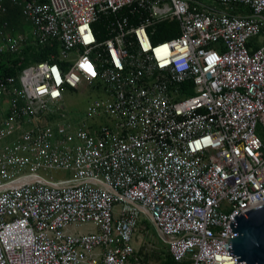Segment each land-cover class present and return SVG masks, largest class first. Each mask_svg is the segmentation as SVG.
I'll return each mask as SVG.
<instances>
[{"label":"built area","instance_id":"2783aa9c","mask_svg":"<svg viewBox=\"0 0 264 264\" xmlns=\"http://www.w3.org/2000/svg\"><path fill=\"white\" fill-rule=\"evenodd\" d=\"M7 2L30 28L2 23L0 55L55 53L0 77V264H149L144 221L178 264H236L230 223L264 205V0Z\"/></svg>","mask_w":264,"mask_h":264},{"label":"water","instance_id":"95a60500","mask_svg":"<svg viewBox=\"0 0 264 264\" xmlns=\"http://www.w3.org/2000/svg\"><path fill=\"white\" fill-rule=\"evenodd\" d=\"M229 234H234L229 246L236 264H264V205L235 216Z\"/></svg>","mask_w":264,"mask_h":264},{"label":"rangeland","instance_id":"374dc122","mask_svg":"<svg viewBox=\"0 0 264 264\" xmlns=\"http://www.w3.org/2000/svg\"><path fill=\"white\" fill-rule=\"evenodd\" d=\"M20 27L26 28L27 26H24L20 23ZM94 97H96V95H94V91L89 87H84L77 92L68 91L64 96V105L72 115H78L84 112ZM256 134L264 143V131L260 127L257 128ZM48 176H51L55 179H61L64 176L66 177V174L61 172H51L48 173ZM89 230H92V227L86 226L79 228V231L82 233H85ZM135 244L136 247H138L141 256L146 261H148L149 264H159L154 255L156 256L161 251H166L167 249L166 246L161 242V239L152 224L146 221H144L138 228L135 236ZM145 256H149L150 258L147 260Z\"/></svg>","mask_w":264,"mask_h":264},{"label":"trees","instance_id":"16d2710c","mask_svg":"<svg viewBox=\"0 0 264 264\" xmlns=\"http://www.w3.org/2000/svg\"><path fill=\"white\" fill-rule=\"evenodd\" d=\"M1 19V17H0ZM160 29V33L162 35L157 38L155 41L162 42L164 40L170 39L172 36L176 35L177 33V24L176 23H169L164 22L158 25ZM173 34V35H172ZM54 49L49 48H35L33 46H27L26 49L23 51V62L22 65L18 66L19 59L12 55H0V77H10L16 76L21 69L28 65L30 62H41L48 59L49 54H54ZM151 257V255H150ZM149 256H145L147 260L150 258ZM153 257V255H152ZM155 259L158 260L159 264H178L176 263L169 253L166 251H161L156 256L154 255Z\"/></svg>","mask_w":264,"mask_h":264},{"label":"crops","instance_id":"0c3cea01","mask_svg":"<svg viewBox=\"0 0 264 264\" xmlns=\"http://www.w3.org/2000/svg\"><path fill=\"white\" fill-rule=\"evenodd\" d=\"M5 7H6V12L2 14V16L0 15L1 16L0 27L2 23L4 22L8 24V28L5 29L4 32H6L7 34L11 36L28 33L30 27L22 18L19 9H17L11 3H8V2L5 3ZM20 23L27 27L26 28L20 27Z\"/></svg>","mask_w":264,"mask_h":264},{"label":"snow or ice","instance_id":"6c2138e0","mask_svg":"<svg viewBox=\"0 0 264 264\" xmlns=\"http://www.w3.org/2000/svg\"><path fill=\"white\" fill-rule=\"evenodd\" d=\"M91 37H86V39H90ZM82 67H85L87 71H89L90 73L92 72V69H91V65L87 64V62H85L84 65H82ZM94 75V73H92Z\"/></svg>","mask_w":264,"mask_h":264}]
</instances>
